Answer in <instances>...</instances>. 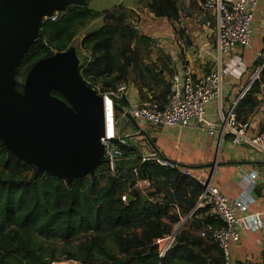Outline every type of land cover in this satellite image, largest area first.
I'll use <instances>...</instances> for the list:
<instances>
[{
  "label": "trees",
  "instance_id": "16d2710c",
  "mask_svg": "<svg viewBox=\"0 0 264 264\" xmlns=\"http://www.w3.org/2000/svg\"><path fill=\"white\" fill-rule=\"evenodd\" d=\"M140 2L146 3L156 17L179 20L177 0ZM56 14L55 21L47 19L43 22L39 38L17 71V79L21 77L22 80L17 81L19 91H22L26 76L35 63L75 47L72 44L79 30L97 18L103 19V25L86 34L80 44L90 54L86 61L80 59V73L91 88L92 81L104 79L105 87L116 90L120 83L127 82L130 69L137 72L140 67L137 45L153 47L155 44L140 33L139 15L124 5L104 11L70 6ZM262 64L263 60L255 61L254 67ZM139 86L140 92L148 89ZM263 86L264 68L260 79L252 84L237 106L241 121L246 122L245 114L258 107ZM167 92L156 100L163 101ZM52 95L64 99L57 91H52ZM113 101L124 109L130 105L125 97ZM260 133L264 134V125ZM119 146L124 158L135 152L131 142ZM138 161L135 167L137 177L155 182L157 193L163 195L162 201L144 199L138 192L127 194L131 199L122 201L129 181L135 178L134 168H129L127 175L126 168L122 167L114 175L106 176L104 173L110 171L104 164L93 176L75 179L68 184L65 179L48 173L36 176V167L16 157L0 140V264H53L59 259L44 242L70 243L76 240L84 241L79 248L66 254L77 264L219 262L221 252L218 247L213 245L219 256L214 262L211 252L206 250L210 240L198 236V231L206 225L222 227V223L210 214L209 208L198 209L189 220L192 223L189 229L178 235L176 246L160 257L155 241L171 234L173 225L180 222L181 216H190L204 187L181 173L183 165L170 167L155 160L142 162L141 157ZM105 176L107 179L103 184Z\"/></svg>",
  "mask_w": 264,
  "mask_h": 264
},
{
  "label": "water",
  "instance_id": "95a60500",
  "mask_svg": "<svg viewBox=\"0 0 264 264\" xmlns=\"http://www.w3.org/2000/svg\"><path fill=\"white\" fill-rule=\"evenodd\" d=\"M90 4V0H0V140L16 157L36 167V176L48 173L68 184L93 176L106 164L102 138L107 97L83 80L75 47L35 63L22 91L16 88L17 71L45 20L67 7ZM113 110L125 114L127 124L149 138L124 108L114 103Z\"/></svg>",
  "mask_w": 264,
  "mask_h": 264
},
{
  "label": "crops",
  "instance_id": "0c3cea01",
  "mask_svg": "<svg viewBox=\"0 0 264 264\" xmlns=\"http://www.w3.org/2000/svg\"><path fill=\"white\" fill-rule=\"evenodd\" d=\"M203 1L177 0L178 21L156 17L146 3L138 0H132L129 6L121 3L118 5H124L139 15V30L142 35L153 41L157 38H165L162 46L157 48L154 44L153 50L168 59L170 67L175 69V74L181 72L182 63L185 62L191 66L197 77H203L217 70L221 63L228 64L233 61L232 56L219 53L216 46L215 18L205 11ZM101 20L102 18L96 22L101 24L103 23ZM252 28V47L238 51L243 63L250 69L242 76L224 77L221 99L213 101L206 109L207 119L214 123H221L227 109L234 102L239 105L252 87L251 68H255V58L264 48V0L259 2ZM128 85L127 97L130 103L142 100L145 94L155 93L154 90L146 88L140 92L141 87L135 86L132 82ZM245 116L250 123L248 135L260 133L264 125V86L258 107ZM149 135L155 142L158 153L164 159L183 165L182 168L187 169L192 175L198 176L201 172L205 173L212 184L218 187L228 199H236L243 195L244 190L240 182L248 178L250 174L258 172L256 189L248 191L254 200L250 204L247 215L258 216L244 221L241 241L232 244L231 254L233 264H264V154L248 145L234 146L229 138H225L219 148L218 137L210 143L207 132L194 126L162 127L161 130L152 131ZM195 211L197 208L193 212ZM193 212L191 214H194ZM246 256L251 257V260L248 261Z\"/></svg>",
  "mask_w": 264,
  "mask_h": 264
},
{
  "label": "built area",
  "instance_id": "2783aa9c",
  "mask_svg": "<svg viewBox=\"0 0 264 264\" xmlns=\"http://www.w3.org/2000/svg\"><path fill=\"white\" fill-rule=\"evenodd\" d=\"M260 0H204L202 5L205 11L211 13L216 23V46L221 55L232 56L233 61L228 64L221 63L217 70L207 73L203 77H197L189 64L182 67L180 73L174 74L168 82V92L163 101L156 100H135L125 108L127 114L138 121L141 129L153 125L156 127L167 128H187L194 126L203 129L208 134L210 143L215 137L220 139L219 148L225 138H229L234 146H251L264 154V134L258 133L248 135L250 123L243 122L238 118L237 106L234 102L226 111L221 123H214L207 119V106L221 99L224 77L227 75H239L246 73L248 67L243 63L238 51L250 49L252 47V24L259 6ZM57 14L54 13L48 19L55 21ZM162 42H156L155 47L160 48ZM234 55V56H233ZM264 61V52L257 54L255 61ZM264 64L254 68L251 77V83L260 79V73ZM98 90L96 86L92 87ZM129 85L122 82L118 85L114 93H105V97L114 99L127 98ZM115 97V98H114ZM107 112V109H106ZM116 115V113H115ZM114 115L110 121L108 113L106 115V135L102 138L105 146L106 164L110 173H114L118 163L123 160L124 154L119 144L127 145V133L121 129ZM126 117L125 114H122ZM112 128L113 134L108 130ZM146 131V130H145ZM137 135H140L136 131ZM146 146L151 150L147 155L141 157V161L155 160L161 165L178 167L174 162L164 160L162 156L151 148L148 138H145ZM219 153L217 152V156ZM183 175H187L200 184L204 189L196 206L200 208H209L210 214L222 223V227L216 228L209 224L198 231V236L203 239H209L221 252L220 261L215 264H233L231 249L233 243L241 241V229L243 223L252 216H247L249 207L254 200L252 194L248 191H254L257 186L258 172L249 175L243 179L240 184L244 194L236 199H228L222 191L214 186L209 180L208 175L201 172L198 176L192 175L185 168L180 169ZM135 173L137 174L136 170ZM151 185V180H138L136 187ZM131 199L127 194L122 196V201L127 202ZM196 212V211H195ZM193 212V213H195ZM193 215V214H192ZM191 215V216H192ZM173 234L165 235L155 243L158 245L160 257H164L174 246L177 240H172ZM168 237V238H167ZM250 261L251 257L246 256Z\"/></svg>",
  "mask_w": 264,
  "mask_h": 264
},
{
  "label": "rangeland",
  "instance_id": "374dc122",
  "mask_svg": "<svg viewBox=\"0 0 264 264\" xmlns=\"http://www.w3.org/2000/svg\"><path fill=\"white\" fill-rule=\"evenodd\" d=\"M90 1H91V8L97 11L112 9L113 7L117 6L120 3L128 6L132 4V0H90ZM212 17L214 18L213 15ZM98 19L100 18L90 21L85 27L80 29L73 41L72 46L76 47L78 51V55L80 56V59L82 61H86V59L90 57V54L86 52V50L81 48L80 44H81V40L83 39V38L81 39V37L84 34H88L89 32H92L100 28L103 25V23L98 24V22H96ZM101 21H103V19ZM163 40H165V38L161 37L155 39L154 42L155 43L157 41L162 42ZM136 53L139 55L140 67L139 69H137V72H133L132 69L129 70L127 77L128 84L132 82L134 83L135 86L139 87V85H142L143 87H147L148 89L155 91L154 94H145L142 100H149V99L156 100L162 98L163 95L168 90V82L169 79L175 74V69L170 67V65L168 64L169 62L168 59L163 58L159 54V52L154 51L153 47H150L149 45L138 44ZM184 65H186L185 62L182 63V67ZM249 69L250 68H248V70ZM251 70H252L251 72L253 73L254 68H251ZM23 71L24 70H22V72ZM17 81L22 82L21 77H19ZM104 82H106V80L97 79L92 81V84L98 88V93L100 94L114 93L115 88L108 89L107 87L104 86L103 84ZM109 98L112 99L111 97ZM115 113H116V120L119 123L121 129L122 130L124 129L128 135L126 141L132 143V146L135 147V152L130 157L123 158V160H121L118 163L114 173L110 174L105 172L104 174H106V176L114 175L118 171V168H122V167L126 168L124 169L125 175L128 174L129 168L132 169L134 168V172H135V167L139 163L138 158L142 157L143 155H147L148 153L151 152L150 151L151 149L148 146H146L145 138L141 135H137L136 130L132 128V125L130 124L127 125V118L123 117L122 114H120L119 112H115ZM161 128L162 127L149 125L148 127L143 129L148 131V133H150L157 129L161 130ZM148 140H151L150 137L148 138ZM106 176L102 180L103 184L106 183V179H107ZM138 180L141 179H139L137 177V174L135 173V178H132L129 181V184L125 189V194L138 192L144 199H148L150 201H162L163 195L157 193L155 182L151 181V185L149 187L146 186L136 187V183L138 182ZM191 215L192 214H190V216ZM190 216L188 217L181 216L180 222L173 225V229L171 232V234H173L172 240L174 239L176 241L178 235L183 230L189 229L190 225L192 224L189 223V220L190 218H192L193 215L191 217ZM82 241L76 240L70 243H65L63 241H56V242L45 241L44 244L47 246L48 249H50V251H53V254H55L56 257L59 259V261H56L53 264H77L73 260L68 259V255L66 254V252L79 248ZM213 245L214 243H212L211 241L207 242L206 250H209L211 252V257L213 258L214 262H216L219 256L214 250Z\"/></svg>",
  "mask_w": 264,
  "mask_h": 264
},
{
  "label": "bare ground",
  "instance_id": "6f19581e",
  "mask_svg": "<svg viewBox=\"0 0 264 264\" xmlns=\"http://www.w3.org/2000/svg\"><path fill=\"white\" fill-rule=\"evenodd\" d=\"M107 113H108V118L110 121L113 120V117L115 115V112L113 110V102L110 98L107 97ZM109 134L112 135L113 134V131H112V128L109 127V130H108Z\"/></svg>",
  "mask_w": 264,
  "mask_h": 264
}]
</instances>
